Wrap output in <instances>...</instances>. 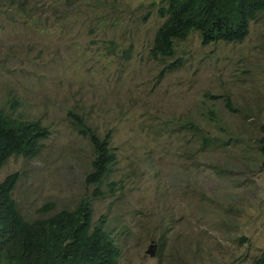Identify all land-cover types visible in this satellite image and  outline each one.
<instances>
[{"label": "rangeland", "instance_id": "1", "mask_svg": "<svg viewBox=\"0 0 264 264\" xmlns=\"http://www.w3.org/2000/svg\"><path fill=\"white\" fill-rule=\"evenodd\" d=\"M162 6L0 0V110L50 131L36 157L9 158L0 180L18 173L12 196L28 220L93 197V149L72 113L100 136L112 131L117 160L92 204L118 264H255L264 250V12L242 42L203 45L192 33L157 60L149 51Z\"/></svg>", "mask_w": 264, "mask_h": 264}, {"label": "trees", "instance_id": "2", "mask_svg": "<svg viewBox=\"0 0 264 264\" xmlns=\"http://www.w3.org/2000/svg\"><path fill=\"white\" fill-rule=\"evenodd\" d=\"M161 24L155 31L150 56L167 60L178 41L198 33L203 45L217 41L242 42L250 25L264 12V0H162ZM128 52L130 50H127ZM76 130L92 146L91 170L85 180L97 188L73 209L28 220L19 211L13 190L18 173L0 180V264H118V247L100 217L93 220V199L104 196L98 187L109 174L117 156L111 147L112 131L100 136L82 117L69 113ZM195 131L199 130L190 124ZM259 151L264 169V123L260 127ZM49 129L39 121L22 120L0 110V171L13 156H37ZM114 187L108 184V190ZM52 204L42 207L49 210ZM264 264V250L255 261Z\"/></svg>", "mask_w": 264, "mask_h": 264}, {"label": "water", "instance_id": "3", "mask_svg": "<svg viewBox=\"0 0 264 264\" xmlns=\"http://www.w3.org/2000/svg\"><path fill=\"white\" fill-rule=\"evenodd\" d=\"M153 246H154V245H151L150 248L153 247ZM150 248H149V250H148L147 252H148L151 256H153L154 254H153V252L150 250Z\"/></svg>", "mask_w": 264, "mask_h": 264}, {"label": "clouds", "instance_id": "4", "mask_svg": "<svg viewBox=\"0 0 264 264\" xmlns=\"http://www.w3.org/2000/svg\"><path fill=\"white\" fill-rule=\"evenodd\" d=\"M16 118V117H15ZM18 119H20V118H18ZM23 120V119H22ZM33 121V120H32ZM22 157V156H21ZM3 168V167H2ZM2 170V169H1ZM1 172V171H0Z\"/></svg>", "mask_w": 264, "mask_h": 264}]
</instances>
